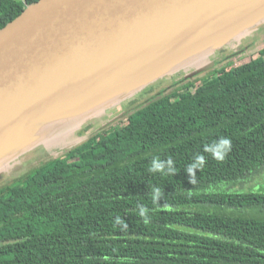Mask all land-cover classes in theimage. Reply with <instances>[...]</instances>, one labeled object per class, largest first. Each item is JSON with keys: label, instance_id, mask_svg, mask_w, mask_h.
Listing matches in <instances>:
<instances>
[{"label": "trees", "instance_id": "16d2710c", "mask_svg": "<svg viewBox=\"0 0 264 264\" xmlns=\"http://www.w3.org/2000/svg\"><path fill=\"white\" fill-rule=\"evenodd\" d=\"M35 0H0V28ZM0 186V264H264V46ZM228 141V143H224Z\"/></svg>", "mask_w": 264, "mask_h": 264}, {"label": "water", "instance_id": "95a60500", "mask_svg": "<svg viewBox=\"0 0 264 264\" xmlns=\"http://www.w3.org/2000/svg\"><path fill=\"white\" fill-rule=\"evenodd\" d=\"M263 18L264 0H35L0 28V168Z\"/></svg>", "mask_w": 264, "mask_h": 264}, {"label": "rangeland", "instance_id": "374dc122", "mask_svg": "<svg viewBox=\"0 0 264 264\" xmlns=\"http://www.w3.org/2000/svg\"><path fill=\"white\" fill-rule=\"evenodd\" d=\"M239 38V41H234ZM233 41L224 42L214 49L212 59H205L203 64L198 67L207 66L210 60L213 64L210 67L197 73L192 77H186L191 70L196 67L193 63L183 68L180 63H174L165 76L160 77L159 73L155 80L135 88L129 96H124L117 100H112L111 104L100 108L92 113L87 119L79 120L67 124L58 123L53 127L49 136L44 139L34 140L31 148L23 151L17 156L9 159L6 166L0 168V186L16 182L20 176L36 168L44 162H50L61 157L69 148H73L77 143H81L87 137L98 132L100 129L109 126L115 120L122 118L136 107L144 104L149 99L173 89L188 80L195 77H202L214 66H230L245 57H255L253 54L258 48L264 46V18L257 19L250 26L245 27L239 34L232 37ZM207 57V56H206ZM204 58V57H203ZM195 66V67H194ZM161 74V73H160ZM160 77V78H158ZM157 78V79H156ZM94 114V115H93ZM19 152V151H18ZM231 189L264 191V165L256 168L248 176L229 185Z\"/></svg>", "mask_w": 264, "mask_h": 264}, {"label": "clouds", "instance_id": "9594fccd", "mask_svg": "<svg viewBox=\"0 0 264 264\" xmlns=\"http://www.w3.org/2000/svg\"><path fill=\"white\" fill-rule=\"evenodd\" d=\"M224 143H226V144H227V143H228V141H224Z\"/></svg>", "mask_w": 264, "mask_h": 264}]
</instances>
